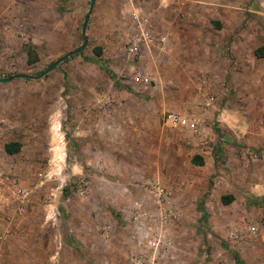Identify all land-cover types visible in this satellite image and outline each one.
Segmentation results:
<instances>
[{
  "label": "rangeland",
  "instance_id": "1",
  "mask_svg": "<svg viewBox=\"0 0 264 264\" xmlns=\"http://www.w3.org/2000/svg\"><path fill=\"white\" fill-rule=\"evenodd\" d=\"M89 1L0 0V264H264V0H95L11 77Z\"/></svg>",
  "mask_w": 264,
  "mask_h": 264
},
{
  "label": "trees",
  "instance_id": "2",
  "mask_svg": "<svg viewBox=\"0 0 264 264\" xmlns=\"http://www.w3.org/2000/svg\"><path fill=\"white\" fill-rule=\"evenodd\" d=\"M93 52L97 55L98 59L100 58V55L102 53V47L101 46H95L93 47ZM26 54H27V61L29 63H33L37 60V55L35 53V50L32 46H28L27 49H26ZM254 54L257 56V57H264V46H260L258 48H256L254 50ZM97 61H100V60H97ZM100 65L102 66L103 64L100 63ZM104 70L106 72H108V74L111 75L110 73V70L107 68V67H104ZM19 143L18 142H9V143H6L4 145V150L7 152V153H10V154H13V153H16L18 152L19 150ZM192 162L195 163V164H202V159L200 156H193L192 157ZM233 199V195L232 194H228V195H223L221 196V201L225 204L227 203H230L231 200ZM205 216V214H204ZM232 256H233V259L235 261L236 264H244L243 260L240 258V256L238 255L237 252L233 251L232 252Z\"/></svg>",
  "mask_w": 264,
  "mask_h": 264
},
{
  "label": "water",
  "instance_id": "3",
  "mask_svg": "<svg viewBox=\"0 0 264 264\" xmlns=\"http://www.w3.org/2000/svg\"><path fill=\"white\" fill-rule=\"evenodd\" d=\"M95 0H90L89 1V9L84 17L83 23H82V34H83V43L81 45H79L78 47H76L75 49L66 52L64 55H62L61 57H59L57 60H55L54 62H52L48 67H46L44 70H42L37 76H31V75H25V74H14L11 77H26V78H35V77H41L44 74H46L47 72H49L50 70H52L53 68H55L61 61H63L66 57L70 56L73 53H77L79 52L86 44V40L87 37L85 35V28L87 26L88 20H89V16L91 14V11L93 9ZM8 79V78H7ZM7 79H2L0 78V80H7Z\"/></svg>",
  "mask_w": 264,
  "mask_h": 264
},
{
  "label": "built area",
  "instance_id": "4",
  "mask_svg": "<svg viewBox=\"0 0 264 264\" xmlns=\"http://www.w3.org/2000/svg\"><path fill=\"white\" fill-rule=\"evenodd\" d=\"M135 79L138 80L139 77L136 76ZM167 120H169V121H170L171 123H173V124H176V123H178L179 121H180L181 123H185V122L187 121V119H185V118H181V117H178V116H177L176 114H174V113H169L168 116H167Z\"/></svg>",
  "mask_w": 264,
  "mask_h": 264
},
{
  "label": "crops",
  "instance_id": "5",
  "mask_svg": "<svg viewBox=\"0 0 264 264\" xmlns=\"http://www.w3.org/2000/svg\"><path fill=\"white\" fill-rule=\"evenodd\" d=\"M154 1H156V0H154ZM161 2H167V0H158V3H161ZM264 45V44H263ZM260 47V46H259ZM256 48H258V47H256ZM256 48H254L253 49V55H254V57H256V58H260V57H257L255 54H254V50L256 49ZM246 65V64H245ZM247 66V65H246ZM143 80V78H141V77H139V79L138 80ZM145 80H146V78H144Z\"/></svg>",
  "mask_w": 264,
  "mask_h": 264
}]
</instances>
